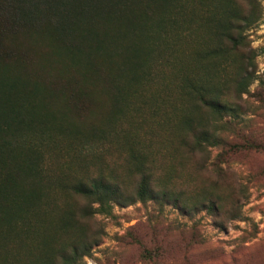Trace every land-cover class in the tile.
I'll return each mask as SVG.
<instances>
[{
  "label": "trees",
  "instance_id": "1",
  "mask_svg": "<svg viewBox=\"0 0 264 264\" xmlns=\"http://www.w3.org/2000/svg\"><path fill=\"white\" fill-rule=\"evenodd\" d=\"M259 6L257 0H0V264H76L97 244L80 229L59 246L42 237L39 251L22 258L2 250L15 229L38 226L27 218L38 213L41 191L27 180L46 176L43 154L41 145H31L38 155L30 157L22 143H43L52 131L86 144L111 140L102 125L84 132L63 117L56 122L46 108L62 105L61 116L94 113L101 106L94 82L107 91L113 119L132 116L135 106L148 111L151 124L126 121L118 136L138 175L135 189L102 175L67 185L86 203L64 210V230L137 200L237 217L239 194L227 203L213 186L192 201L172 185L169 170L158 174L152 149L161 135L193 157L208 156L211 147L220 149L218 159L264 149L248 125V97L264 109V81L249 90L259 79L248 33L261 18Z\"/></svg>",
  "mask_w": 264,
  "mask_h": 264
},
{
  "label": "rangeland",
  "instance_id": "2",
  "mask_svg": "<svg viewBox=\"0 0 264 264\" xmlns=\"http://www.w3.org/2000/svg\"><path fill=\"white\" fill-rule=\"evenodd\" d=\"M257 1L261 18L248 33L256 49L259 79L250 85V92L260 89V82L264 81V0ZM188 46L193 47V43L189 42ZM90 89L101 101L94 113L68 111L67 116H61L58 111L64 110L62 105L52 104L46 108L59 117L56 122L63 117L72 128H81L84 132L93 124L102 125L110 132L111 140L86 144L83 138L52 131L50 139L43 143L39 139H27L29 142L22 143L23 151L29 147L30 157L38 155L33 153L32 146L41 145L43 154L46 176L27 180L41 191L35 205L37 215L33 213L27 218L32 222L37 219L38 226L29 232L26 228L15 229L14 238L11 242H3L2 250L10 257L22 258L26 253L39 251L37 242L42 237L50 238L55 246H59L69 237L80 234L82 229L97 244L76 264H264L262 148L242 150L218 159L220 149L216 147H211L209 155L201 158L183 153L169 136L166 139L161 135L164 139L158 138V143H153L152 152L157 153L154 163L160 176L163 170H169L173 175L172 185L192 201L213 186L227 203L235 193L239 194L237 217L226 214L218 219L206 210L184 214L172 204L137 200L125 206L112 204L111 215L96 213L92 219L77 222L75 227L67 230L61 227L60 219L67 207H81L86 203L84 198L70 192L67 185L102 175L108 180L116 178L130 192L135 189L138 175L128 163L125 146L118 136L126 121L144 127L151 124L148 111L138 110L135 106L130 109L132 116L127 114L125 120L113 119L107 91L98 82L92 83ZM248 100V120L252 119L248 125L256 143L264 145V109L260 108L262 104L256 97L249 96ZM257 106L259 110L253 111ZM198 161L204 162V167H198ZM220 168L223 177L217 175ZM3 187L0 183V190Z\"/></svg>",
  "mask_w": 264,
  "mask_h": 264
}]
</instances>
